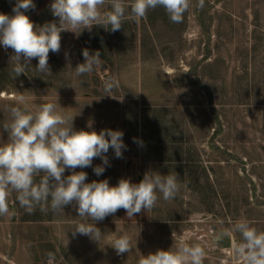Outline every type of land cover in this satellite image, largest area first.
<instances>
[{
	"label": "rangeland",
	"instance_id": "obj_1",
	"mask_svg": "<svg viewBox=\"0 0 264 264\" xmlns=\"http://www.w3.org/2000/svg\"><path fill=\"white\" fill-rule=\"evenodd\" d=\"M33 2L39 7L30 17L36 25L58 21L52 0ZM0 3V13L13 14L15 3L8 8L7 0ZM148 12L139 21L125 19L118 31L105 29L109 47L101 49L87 29L79 35L61 32V49L50 51L47 75L36 71L34 58L14 78V52L0 46V123L16 96L24 95L32 108L57 103L62 114L74 116L76 130L123 132L122 158L109 148L101 175L93 171L102 165L100 158L76 169L87 173L86 182L139 183L151 170L177 174L179 193L168 201L158 193L153 209L132 218L119 209L97 222L104 233L100 242L73 236L80 222L73 205L60 213L37 208L29 214L13 193L9 204L15 214L0 216V264H139L142 256L168 250L180 239L204 246V264H236L224 247L226 238L241 239L232 231L235 222L246 219L264 231V0H205L203 9L191 0L181 23L171 22L162 7ZM84 49L99 51L101 64L77 76ZM109 77L119 87L106 92ZM206 89L222 118L215 136L217 121H209L210 127L204 120L203 111L210 117L212 112ZM0 133V143L7 142L2 124ZM125 233L132 251L117 255L111 240Z\"/></svg>",
	"mask_w": 264,
	"mask_h": 264
},
{
	"label": "clouds",
	"instance_id": "obj_2",
	"mask_svg": "<svg viewBox=\"0 0 264 264\" xmlns=\"http://www.w3.org/2000/svg\"><path fill=\"white\" fill-rule=\"evenodd\" d=\"M191 0H52L50 10L58 21L36 25L26 14L34 10L33 0H16L12 15L0 13V46L11 48L10 57L14 78L26 73L31 60L38 58L36 71L51 74L49 53H59L61 32L71 31L79 35L83 30L101 26L112 32L122 28L125 19L139 21L149 10L162 7L173 23H181L189 10ZM205 0H198L203 9ZM107 7V10L105 8ZM130 9V11H129ZM84 62L77 65L75 74L91 73L101 64V53L82 51ZM119 87L115 77L104 81V90L111 92ZM60 105L47 102L32 108L26 97H15V106L8 108L9 117L2 124L8 134L7 142L0 143V216L14 215L9 198L13 193L21 208L32 214L37 208L42 212H64L73 205L80 222L72 231L100 242L104 233L97 222L124 209L128 218L153 209L158 193L165 201L175 199L181 185L177 174L162 175L158 171H147L139 183L121 178L111 186L107 179L86 182L87 173L77 168L91 167L94 158L102 165L94 167L97 176L109 165L107 153L114 150L122 158L126 149L123 132L102 129L76 130L74 116L62 114ZM93 121H88L92 129ZM2 135V133H0ZM143 147V141L134 138ZM66 169L71 174L64 175ZM41 174H43L41 176ZM37 177H41L37 181ZM232 231L239 233V241L230 239V255L236 264H264V231L253 227L246 219L235 222ZM110 246L117 255L132 251V238L128 234L114 236ZM207 253L200 243L190 244L180 239L168 250L142 256L139 264H204Z\"/></svg>",
	"mask_w": 264,
	"mask_h": 264
},
{
	"label": "trees",
	"instance_id": "obj_3",
	"mask_svg": "<svg viewBox=\"0 0 264 264\" xmlns=\"http://www.w3.org/2000/svg\"><path fill=\"white\" fill-rule=\"evenodd\" d=\"M10 2V3H9ZM9 2H8V0H7V5L5 4V6H7V8H8V6L10 7L13 3H16V0H9ZM3 6V3H0V9H2L1 7ZM39 7H38V5H36V7H35V9L34 10H30V11H28L26 14L29 16V17H32L35 13H36V10L38 9ZM149 13V12H148ZM148 13H147V15H148ZM147 15H146V17H147ZM90 32H93V34H92V36H93V38H91V42L93 43V45L96 47V48H99V49H101L103 46H107V47H109V44L107 43V36H106V31H105V28H103V27H101V26H93L92 27V29L90 30ZM98 34L100 35V37H98ZM206 92L207 93H209L207 96H205L204 98H207V101H208V104H210L211 105V110H212V112L211 113H209V115H211V117L210 116H208L207 114H206V112L205 111H203V113H204V120H205V122L207 123L208 122V126H210L211 127V123L209 124V121H211L212 120V122L214 121L215 122V120L217 121V124H218V129L219 130H214L215 131V133H214V136L217 134V133H219V131L221 130V126H222V122H221V120H222V118H221V116H220V114H219V110L216 108V106L212 103V100H213V98H214V95H213V92H210L209 90H207L206 89ZM206 95V94H205ZM214 143V142H213ZM212 146H213V148H215V149H217V150H221V148L219 147V146H217L215 143L214 144H212ZM221 152H223V153H228L229 154V152H227V150L226 149H222V151ZM238 159H240V158H238ZM253 183V182H252ZM253 190H256V187H255V184H254V186H253ZM253 204V203H252ZM251 203H250V205H252ZM264 206V205H263ZM233 219H235L236 220V218H233Z\"/></svg>",
	"mask_w": 264,
	"mask_h": 264
},
{
	"label": "water",
	"instance_id": "obj_4",
	"mask_svg": "<svg viewBox=\"0 0 264 264\" xmlns=\"http://www.w3.org/2000/svg\"><path fill=\"white\" fill-rule=\"evenodd\" d=\"M224 247H230V238L224 240Z\"/></svg>",
	"mask_w": 264,
	"mask_h": 264
}]
</instances>
